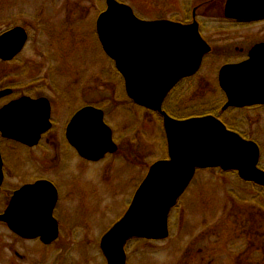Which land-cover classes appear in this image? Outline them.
Returning a JSON list of instances; mask_svg holds the SVG:
<instances>
[{"label": "rangeland", "instance_id": "374dc122", "mask_svg": "<svg viewBox=\"0 0 264 264\" xmlns=\"http://www.w3.org/2000/svg\"><path fill=\"white\" fill-rule=\"evenodd\" d=\"M118 1L130 6L133 14L143 20L164 18L181 22L190 20L192 10L195 11L202 23L201 31L214 50L204 58L195 76L179 83L164 105L177 118L218 112L224 98L217 89L216 71L233 58L232 44L239 43L240 35L246 32L256 35L258 25L249 26L244 32L243 27L222 20V4L210 3L211 0ZM104 9L105 0H0V32L18 25L24 26L29 34L23 52L7 66L10 70L5 83H23V89L14 96L31 93L48 97L53 103L54 121L58 123L85 104L100 106L116 131L120 152L111 156L112 160L109 157L103 163L90 164L88 170L103 165V169L106 166L113 170L112 174L98 171L96 183L84 178L85 175H76L66 161L73 156L65 151L54 173L51 172L57 181L68 184L71 195H75L74 201L79 202L70 214H77L87 225L97 224L101 229L99 235L124 212L133 186L144 177L147 167L167 158L162 120L133 105L126 97L123 80L97 39L95 21ZM0 69L5 70L1 64ZM224 112L221 117L225 121L258 143L259 167L264 169V106ZM9 148L17 155L8 157L9 149L3 148L8 161H20L25 154L19 146ZM263 191L262 186L241 180L235 171L196 170L179 204L172 209L168 238L145 244L132 240L128 243L133 256L129 262L199 264L204 256L211 264H238L245 240L241 235L249 230L242 225L243 214L256 216L258 227L257 221L264 223L257 212L260 206H256L259 200L263 202ZM115 193L118 197L114 199ZM260 231L264 227L257 230ZM95 235L96 232L92 234Z\"/></svg>", "mask_w": 264, "mask_h": 264}, {"label": "water", "instance_id": "95a60500", "mask_svg": "<svg viewBox=\"0 0 264 264\" xmlns=\"http://www.w3.org/2000/svg\"><path fill=\"white\" fill-rule=\"evenodd\" d=\"M133 13L130 6L118 0H105V9L95 21L96 36L104 54L122 76L127 97L162 116L168 156L148 167L124 214L103 234L101 249L107 264L125 263L123 251L128 239L168 237L169 211L197 169L235 171L247 183L264 187V169L258 166L260 149L255 141L227 128L214 115L176 119L161 107L174 83L194 74L210 51L198 30V22L143 20ZM223 15L238 21L263 18L264 0H226ZM25 39L27 34L21 26L0 33V58L11 59ZM263 54L264 44L255 45L247 61L220 67L217 82L227 98L223 108L264 104V80L253 87V92L246 89L243 81L253 82L256 73L264 74V66L253 70L263 65L258 61ZM7 91H0V96ZM49 110L50 103L45 97L12 100L0 108V132L4 137L34 145L50 127ZM69 120L66 136L82 157L96 160L115 150L102 109L87 105ZM26 128L30 129L28 133H24Z\"/></svg>", "mask_w": 264, "mask_h": 264}, {"label": "flooded vegetation", "instance_id": "af4514ba", "mask_svg": "<svg viewBox=\"0 0 264 264\" xmlns=\"http://www.w3.org/2000/svg\"><path fill=\"white\" fill-rule=\"evenodd\" d=\"M225 1L226 0H211L210 2L216 5H219L220 3L222 4V20L243 27L244 32L247 31L245 28L252 25H258V31L254 36L251 35V32L241 34L239 37L240 41H238L239 43L232 44L233 49L231 51V54L234 55L233 58L225 61L222 65L247 61V59H249V52L251 48H253L255 45L264 44V17L251 21H238L236 19L227 18L223 15ZM192 20H196L198 22V30L200 31L201 36L210 46V51L203 56L201 65L196 71L198 72L202 67L204 58L210 52H212V50H214V45L201 31L202 23L201 21H199V17L196 15L194 10H192L190 20L181 22L188 23L192 22ZM14 26H11L9 28H12ZM21 27L25 29L24 26ZM25 31L27 34V39H25L26 41L20 51L9 60H3L0 58V64L5 68V70L0 69V91L9 90L4 95L0 96V108L6 105V103H9L10 101L15 99L17 100L20 97L25 96L30 97L31 99L44 97L31 93H22L18 96H14L15 93L23 89V83L12 82L9 85L5 83V81L7 80V73L10 70V68H8L7 66L9 64H12L17 59V56L23 52L29 39L28 30L25 29ZM226 45L227 47L230 46V44ZM225 57H227V54L225 55ZM258 61L263 62V65L259 66L258 68L255 67L253 69L254 71H258L263 68L264 54L258 57ZM220 67L218 68V71ZM218 71H216L217 81ZM196 72H194V74L192 75L180 78L176 83H174V86L165 94L164 98L162 99L161 107L171 117H174V115H172V113H170L167 109L166 105H164L166 103L167 97L176 87L179 86V83L181 84L183 80L191 79V77L197 74ZM33 75L35 74L33 73L32 76ZM118 75L120 76L119 72ZM254 80L255 81L253 82L249 81V79L243 80L246 89H248L249 92H253V87H258L259 85H261L260 80H264V74L256 73V78ZM217 86V89L222 92L224 98L218 112L209 111L203 114H190L188 116L174 118L186 119L189 117L214 114V116L222 120L228 128L237 131L232 127V124H230L228 120L225 121L221 117L225 113L224 111H228V109L234 110L264 106V104L255 103L246 107L228 106L226 108H223V105L225 104L227 98L225 92L222 91L219 84ZM30 88H33V86H31ZM211 89H213L212 91H214L215 85ZM45 98H47L50 103V127L46 131L41 133L36 144L26 145L24 143H21L20 141L18 142L14 139L4 137L0 132V264H107L106 258L101 249V238L103 234L115 223V221L124 214L125 210L128 208L131 202L136 188H138L139 184L146 174L140 181L136 183L135 186H133V192L131 194L129 202L123 209L124 212L106 229V231L102 232L101 235H99V233L101 232L100 227L97 224H94V222L92 225H87L85 221L78 219L77 214L73 213L72 216L70 214V211L72 208L77 206L79 202L74 201L75 195H71L68 184L57 181L58 179L53 175L54 170L61 162L63 154L62 151L72 154L73 157L66 158V161H69V164L73 168V171H75L74 173L76 175H85L84 178L95 182V175L98 171H101L103 175H109L113 173V170H111L109 167H106L105 165V169H103V165H101L97 168V170L93 169L92 171H88L90 168V164L94 166L103 163V161L105 162V159H108L109 157L111 158L109 160H112L111 156H115L118 154V152H120V141L115 135V129L106 120V113L104 109L97 105L85 104L84 106L90 105L102 109L104 123L111 130V139L115 143L116 148L111 153H105L100 159L89 160L82 157L78 154L75 147L72 146L66 136L67 126L70 122L69 119H71L73 114L79 109L77 108L76 110L71 111L65 117V120H63L62 123H58L54 121L52 111L54 110V108L52 100L46 96ZM131 102L133 105L139 108H143V110H146L149 113L155 114V116H158L162 120V116H160L158 112L136 105L133 101ZM29 131L30 129L28 128L24 129V133H28ZM240 134L244 135L242 133ZM13 145L23 148L25 150V154L27 153V155H22L20 161H8L3 154V148L7 147L9 149L8 157H16L17 154H14L15 152L13 153L9 148ZM24 157L26 158V160H24ZM79 163L81 164V166H78ZM106 164L110 165L108 164V162ZM52 170L53 173L51 174ZM87 174L89 176H87ZM36 184L38 186L33 187V185ZM189 185L187 186V188L189 187ZM97 191L98 190H95L94 192L97 193ZM184 193H182V195L177 199L175 205L171 207L169 211L167 217L168 236L170 235L169 228L172 209L175 206L177 207ZM116 196L118 197V193H115L113 195V198L115 199ZM70 215L72 217H70ZM95 232L97 236L95 235L94 237L92 236V234H95ZM167 238L168 237L159 240H149L145 238L128 239L124 244V264H131L129 261L133 256H131L132 251L130 250V246L128 243H130L132 240H136L137 242H142L143 244H145L147 242L150 243L153 241L160 242L166 240ZM200 261L201 262L199 264H211L210 260L208 261V259H205L204 256L200 257ZM194 264L198 263L194 262Z\"/></svg>", "mask_w": 264, "mask_h": 264}, {"label": "trees", "instance_id": "16d2710c", "mask_svg": "<svg viewBox=\"0 0 264 264\" xmlns=\"http://www.w3.org/2000/svg\"><path fill=\"white\" fill-rule=\"evenodd\" d=\"M243 136L246 138L245 135ZM221 172L223 171L221 170ZM262 193L264 195V191ZM261 200L263 202L260 203L259 200V204L256 203V206H260L257 210L258 216H262V218L264 219V198ZM256 218V216L243 214L242 225L248 226L249 230L246 232V234H244L243 232L241 235L245 237V240L243 239L244 244L242 246L244 247L239 255L238 264H264V231H260V233L257 232V230L264 227V223L262 224V221H257L260 224V226L258 227L257 224H255ZM253 236H255V238H253Z\"/></svg>", "mask_w": 264, "mask_h": 264}]
</instances>
